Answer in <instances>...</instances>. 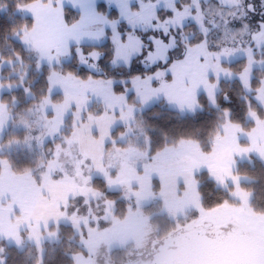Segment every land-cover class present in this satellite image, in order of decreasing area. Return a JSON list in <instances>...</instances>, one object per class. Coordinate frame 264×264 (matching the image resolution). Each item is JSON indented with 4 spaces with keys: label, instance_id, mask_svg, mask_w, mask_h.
I'll return each instance as SVG.
<instances>
[{
    "label": "snow or ice",
    "instance_id": "obj_1",
    "mask_svg": "<svg viewBox=\"0 0 264 264\" xmlns=\"http://www.w3.org/2000/svg\"><path fill=\"white\" fill-rule=\"evenodd\" d=\"M0 264H264V0H0Z\"/></svg>",
    "mask_w": 264,
    "mask_h": 264
},
{
    "label": "trees",
    "instance_id": "obj_2",
    "mask_svg": "<svg viewBox=\"0 0 264 264\" xmlns=\"http://www.w3.org/2000/svg\"><path fill=\"white\" fill-rule=\"evenodd\" d=\"M68 8H71V7H68ZM68 8H66V12H67ZM113 14H116V13L113 12ZM74 18H76V15H75V12L73 11V12H71V15L68 16V22L72 21ZM108 46H109V44H108ZM240 67H241V65L239 63L234 66V68H236L235 70H238ZM225 87L227 89L230 86H225ZM154 113L155 114H159L158 118H157V122L162 124V125L168 123L172 119V115L165 109V106L161 105L159 103H156L154 106H152V110L149 113V115H152ZM249 127H251V126H249ZM160 147H161V145L157 144L155 146L154 151L158 150ZM21 167H23V166H21ZM257 168H259L258 165H257ZM242 171H245V170L242 169ZM257 191L259 193V186H257ZM212 203H214V200L208 201V205H211ZM233 204H235V202H233ZM257 211H260V209H257ZM243 235L246 237V245L249 246V243H250V236L249 235H247V234H238L235 238H237L239 236L242 237ZM248 236H249V238H248ZM235 238H233L230 241L223 242L220 246L221 247H228V248L232 249L234 247L233 240Z\"/></svg>",
    "mask_w": 264,
    "mask_h": 264
},
{
    "label": "rangeland",
    "instance_id": "obj_3",
    "mask_svg": "<svg viewBox=\"0 0 264 264\" xmlns=\"http://www.w3.org/2000/svg\"><path fill=\"white\" fill-rule=\"evenodd\" d=\"M76 18H78V17H76ZM70 22H72V21H70ZM105 44L106 45L109 44V46H110V44H111L110 39L105 41ZM235 69L236 68H234V70ZM97 78H99V77H97ZM167 79L170 81L171 80V76H168ZM153 86L155 87V86H158V85H153ZM117 91L119 92L120 90L117 89ZM93 110H95V106H94ZM234 207L239 209L240 205L234 204ZM226 215L234 216V218L237 219L239 221V223H241L242 225H245V226H248V227H251L253 225V221L249 217H247L246 215H242L239 212H236V213L229 212V213H226ZM233 244H234V247L232 248V250H234V251L243 252V251H246L247 248H248V245H246V239H244V237H241V236L235 238L233 240Z\"/></svg>",
    "mask_w": 264,
    "mask_h": 264
},
{
    "label": "flooded vegetation",
    "instance_id": "obj_4",
    "mask_svg": "<svg viewBox=\"0 0 264 264\" xmlns=\"http://www.w3.org/2000/svg\"><path fill=\"white\" fill-rule=\"evenodd\" d=\"M242 237H244V239H246V237L243 235ZM248 238H249V236H248ZM248 240V239H247ZM249 241V240H248Z\"/></svg>",
    "mask_w": 264,
    "mask_h": 264
}]
</instances>
